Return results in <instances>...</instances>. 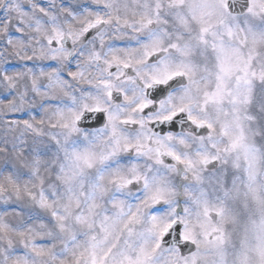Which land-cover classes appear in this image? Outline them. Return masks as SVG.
<instances>
[{
  "label": "snow or ice",
  "instance_id": "6c2138e0",
  "mask_svg": "<svg viewBox=\"0 0 264 264\" xmlns=\"http://www.w3.org/2000/svg\"><path fill=\"white\" fill-rule=\"evenodd\" d=\"M0 264H264V0H0Z\"/></svg>",
  "mask_w": 264,
  "mask_h": 264
}]
</instances>
